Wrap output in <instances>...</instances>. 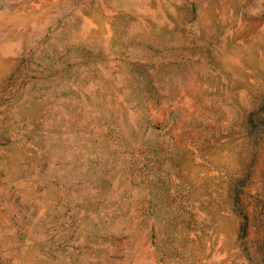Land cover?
<instances>
[{"label":"rangeland","instance_id":"374dc122","mask_svg":"<svg viewBox=\"0 0 264 264\" xmlns=\"http://www.w3.org/2000/svg\"><path fill=\"white\" fill-rule=\"evenodd\" d=\"M0 264H264V0H0Z\"/></svg>","mask_w":264,"mask_h":264}]
</instances>
